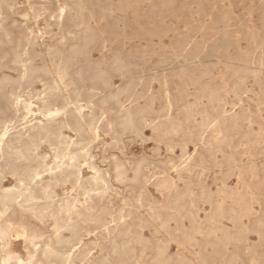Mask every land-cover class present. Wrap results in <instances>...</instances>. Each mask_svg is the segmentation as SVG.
<instances>
[{"label": "rangeland", "instance_id": "1", "mask_svg": "<svg viewBox=\"0 0 264 264\" xmlns=\"http://www.w3.org/2000/svg\"><path fill=\"white\" fill-rule=\"evenodd\" d=\"M60 9H63V11L61 12ZM16 47H18L17 51L19 55L24 59L30 58L31 64L33 65L45 64L50 66L51 62L54 64H61L65 58L69 59V63L66 65L67 73L64 83L59 82L53 69H51V75L45 78L46 84L50 83L51 77L59 84V97L50 107L54 108L62 104V96L71 95V97H73V90L75 89L80 93L78 100L83 107L84 114L89 116L90 113H93L96 117L97 125L95 124V126L97 136L92 138V141L85 147L84 151H86L87 154L84 157H80L77 164L80 165L83 177L92 175L96 170L106 173V178L109 182V188L105 193L107 197L104 194L98 206H105L113 214L117 212V208L118 211L123 208V211L126 212L125 207L127 206V211L130 210L132 212L124 218H127V222L125 220L126 224H132V227H130L131 233L129 232L131 235L125 238L132 239L131 237L136 233L141 232L140 234L145 238V242L148 240L146 245L145 242L139 243L132 241L133 243H131L130 246L133 248L130 247L131 254H129L126 264H145V262L146 264H152V262H154L152 256H154L157 247L164 248L166 253L173 256L174 259H172L169 264H175L177 259H182L184 261L189 259L194 262L196 250L205 258L204 262L201 264H224L225 261L226 264H264V245L262 244L264 243V199H262L264 198V167L260 166H264V155H262L264 154V129L262 130V128H264V88H262L264 86V0H0V76L2 74H7L11 77L17 76L19 68L13 63V50ZM73 47H76L78 52H74ZM114 58L121 61L122 70L114 66ZM125 65L127 67H125ZM91 67H94L100 72L101 77L107 83L106 85H102L99 80L87 77L91 73ZM260 67H262V70ZM79 71L82 72L84 78L79 76ZM258 75H260V77ZM31 80L23 82L18 87L10 84L5 86L4 93L0 96V131L2 130V124H6L7 129L12 131L14 129L17 130L16 128L21 129L26 119H30V122H34L38 119L45 121V118L42 117L37 110V106H41L42 102L36 98L38 96L41 97L43 94V81L37 77ZM124 85L126 86L125 88ZM206 87L209 88L207 89ZM14 90L18 92L21 98L30 99L34 103V115L22 118L20 116L21 112H19L17 113L18 117L13 118L14 108L12 106V101L14 95L12 93ZM114 92L118 94L117 103H115L111 97ZM210 93L211 95H215V98H210ZM70 105L72 106V104ZM144 107L146 109H144ZM125 109H130L133 112V123L137 129L136 131L131 128H121L120 122L124 117ZM251 110L258 115L251 113ZM216 111L218 113H216ZM244 114H247V118H245L247 120L249 119V121L245 120ZM238 115H241L239 116L240 121H238V123L241 124L235 125L231 120L234 116ZM61 118L62 117L59 116V119ZM259 119L262 120L259 121ZM209 121L211 122V126ZM147 122L149 124H147ZM161 122L164 124V127L166 125L165 129ZM245 123H247V125ZM243 125L246 127L243 128ZM218 126L220 131L218 130ZM248 129L254 132V134H257L256 139L260 135V140L256 141L252 133L249 135L250 130ZM245 130H248V133ZM61 133L74 140L79 138L77 132L69 126H63L61 128ZM220 134H227L226 138L220 140L212 139L214 135ZM238 134H240L239 136L242 141L239 139ZM251 136L253 137L252 139ZM186 140L188 142H186ZM207 140H209V142ZM211 140L213 142H211ZM227 140L231 141L226 143ZM234 141L236 143L239 141L237 146ZM185 142L187 144H185ZM194 142H196L195 145ZM251 142L254 143L255 146ZM222 143L224 144L223 146ZM234 143L235 145H233ZM260 144V148L262 149H259V146L256 147V145ZM241 145L244 146L241 147ZM220 146L222 147L220 148ZM211 147L215 148V151H213L214 149L212 150ZM182 148L186 150L183 152ZM257 148L259 150H257ZM253 150H255L254 153ZM260 150H262V152H260ZM36 151L46 156L45 161L47 164H52L54 162L55 159L53 156L51 139H41L37 145ZM223 151H225V153ZM243 151H245V154ZM192 153L194 156L196 155V159L193 155L191 156ZM188 155H190V158ZM199 155L203 156L199 158ZM226 158L229 162L226 161V163H224ZM209 159L211 161H209ZM215 159L217 160L215 161ZM114 160L121 161L129 179L133 177V171L139 166L138 179L117 183L112 177ZM167 160L169 162H167ZM213 161H215V164L212 163ZM187 162H195L196 166L193 167L195 170L180 169ZM249 162L253 163L251 168L248 167ZM145 163L147 164L145 165ZM210 163L215 166L211 167ZM16 164L17 162L12 160L6 165L0 162V188H8L15 183L16 177L11 174V166ZM237 164L238 166H236ZM204 165L206 167H203ZM207 165L212 169L207 167ZM216 165L218 167H216ZM223 165L225 166L223 167ZM232 165L234 167H232ZM239 165L242 166L243 171H239ZM259 166L260 169L257 168ZM92 167L94 170H90ZM162 170H167L168 173H166L167 171L162 172ZM181 171L185 172L180 173ZM255 171L258 174H256ZM253 173L255 174L253 175ZM179 175L183 177L182 180ZM185 175L188 176V180L185 179L187 177ZM225 175L227 176L225 177ZM244 175L246 176L243 177ZM261 175L263 179L260 177ZM163 177L170 178L171 180L173 179L172 181L176 184L175 186L177 189L173 190V193H182L184 191L183 186L186 190H191L189 195L192 194V189L194 192L196 191V194H192L190 197H188L189 195H187V197L185 196L188 199H183L184 197H182L181 200L178 201L180 202L178 204H182V211L180 210L178 213L176 209L168 208L167 210L169 211H167L161 207L164 204H169V201L173 202L174 199L173 197H171L172 200L170 199L167 190L163 191L165 189L162 190L158 188V191V189H155V187L157 188V180ZM258 177L259 179H256ZM46 178L47 176H44V179ZM223 179H226V181ZM191 180H193V182L196 181L195 185H199V183L202 184L201 186H194ZM261 180H263V182H261ZM247 181L250 183V186H248ZM255 182L259 184V187ZM244 183L246 184L244 185ZM253 184L254 186L256 185L257 188L254 187ZM260 184L263 185L261 186ZM112 185L113 187L115 186L114 188H116V191L115 189L113 190ZM117 185L122 186L118 187ZM220 185H222L223 188ZM223 185H227L226 188H229L226 189ZM207 186L208 188H206ZM238 186H241V188ZM202 188L208 192L205 194V197L204 193L200 192L203 191ZM206 189H208V191ZM249 189H251V191ZM141 190H143V192L139 195ZM212 190H214V192ZM242 190L245 195L248 194L247 196H249V198L250 196L251 198L252 196L255 197V199L252 198L251 203L246 196L245 200H247L251 206V213L247 216L243 215L245 217L239 213L242 204L240 205L237 202L238 195L243 196L241 195L243 194ZM255 191H257L256 194ZM56 192L59 197L64 196L66 193L75 195V192L70 190L68 184L64 187H56ZM116 192L118 193L117 195ZM158 192L161 193L159 194ZM199 193H202L203 196ZM229 193L231 196L228 198L226 194L230 195ZM161 194L163 195L162 200ZM198 194L202 199L201 197L197 198L199 197ZM196 195L197 197H195ZM256 195L258 196V202L256 201ZM234 196L237 197L234 198ZM79 197L82 200L81 196ZM135 197H140L143 204L140 205L134 201L133 199ZM194 198L200 201L197 199V201H194ZM154 199L159 200L156 201ZM233 199L234 201L236 199V202L232 201ZM201 200H205L206 202H202ZM210 200L214 201L211 202ZM109 201L110 203L108 204ZM124 201H131L132 207L131 205H125ZM155 201L159 204V208L155 206L157 205ZM219 201L223 203L225 208V216L221 219L220 226L229 231L230 234L234 233L233 236L231 235V239L233 240L230 239V242L222 245L223 247L219 244V246H215L218 248L213 246V249H210L211 247L209 244L205 242H207V240H213L214 235L209 236L205 231L209 227L208 216L212 213L213 207L218 204ZM187 202L190 203V206L187 205ZM119 203H121V205ZM6 208L7 211L4 213L2 219H0L2 225L13 226L22 223L26 226L27 234L33 228H40L42 239L48 237L52 224L50 218L45 217L43 221H37L31 219L27 215H20L17 208L14 206H7ZM230 208L234 209H231V211H235V213L233 212L235 215L229 211ZM134 209L137 212L133 211ZM186 209L187 211H185ZM189 210H191L190 214L192 213L194 215L193 219L195 224L197 222L199 226L196 225L200 227V232L195 233V238L197 237V239L196 242L193 243V246L189 244L187 240L186 243H182L185 240H181L180 238L185 237L179 232L181 228H184L186 231L190 229L188 226L190 223L188 224V222L190 219L192 221V218H190L191 215L189 214ZM226 210L229 211V215ZM156 211L160 212L159 219H165L167 215H170L169 226L171 229L168 226L169 229H165L164 231V228H161L159 225L162 219L160 221L158 218H155L156 220L151 218V214ZM195 211H197L196 215ZM136 213L140 215V218L137 217ZM183 214L187 216L182 217ZM188 214L190 216H188ZM145 216L148 218H145ZM175 216L177 217L175 218ZM233 217H237L236 220H234ZM104 218L108 221V226L110 228L114 227L115 222L111 220L110 215H104ZM182 218H186L188 221ZM140 220L145 222L141 223L139 222ZM174 220L176 222H174ZM150 221L152 225H149ZM236 223L241 224V227L235 225V228L234 224ZM154 224L159 226H155ZM173 225H175L177 229H174L175 232H172V229L175 228ZM243 225L247 227H243ZM84 226L86 229L90 230L89 233H87L84 228L82 230V240L84 242H91V244L88 245V249L91 251L88 253V257L90 258H87V260H80V258L78 259L75 257V261L72 260V264H74V262L75 264H83V262H85V264H89V262L90 264H94L95 261V264L99 263L98 261L102 264V256H108L110 258L111 255H113L110 259H114L115 255L111 254L112 247H110V245H114L113 239L116 236L117 238L115 239L117 243H119L123 237L118 236L117 232L114 230L107 233L103 227L94 228L92 224ZM203 226L206 229H204ZM225 226L228 227L226 228ZM137 227L138 230H136ZM150 228L152 230H150ZM247 228L249 230H247ZM11 233L7 237V240L11 244L9 248L12 246L10 249L13 253L19 254L23 259H26L24 258L27 257V252L25 250L30 247V245H27L22 235L18 237L15 236L14 232ZM237 233H239V241L241 242V238L243 239L242 244H240L236 238L238 236L236 235ZM244 233L245 236H243ZM246 233L248 234L246 235ZM65 234L68 233L65 232ZM240 234L242 235L240 236ZM173 236L179 238L176 237L174 239ZM205 237L208 239H205ZM245 237L248 241L245 240ZM259 239L262 240L260 243ZM22 241L25 242L22 243ZM179 242L183 244V246L178 244ZM96 243L97 245H95ZM137 244L140 245L136 248ZM184 244L187 245L184 247ZM252 244L255 245L254 248H252ZM77 245L79 244H76L75 248ZM198 245L200 248H197ZM240 245L241 247L239 248ZM260 245H262V247H259ZM202 247L203 249H201ZM185 248L187 251H185ZM191 250H193V252ZM232 250L235 251L236 254ZM99 251L100 253H98ZM202 251H204L203 254ZM254 251L257 253L258 257L255 255ZM73 252L76 253L77 250H73ZM104 252L105 254L110 253V255H105ZM224 253L227 254L228 258ZM2 254L3 252L0 251V255ZM230 254L233 255L232 259H229ZM259 254H263V257ZM118 257L116 254L114 259L115 262L113 263V260H111V263L106 261V264L118 263L116 261ZM211 258H214V261ZM257 258H259V260ZM233 259H237V262ZM209 261L211 262L209 263ZM52 264H56V262H52Z\"/></svg>", "mask_w": 264, "mask_h": 264}, {"label": "bare ground", "instance_id": "2", "mask_svg": "<svg viewBox=\"0 0 264 264\" xmlns=\"http://www.w3.org/2000/svg\"><path fill=\"white\" fill-rule=\"evenodd\" d=\"M60 11L62 12L63 9H60ZM91 29V28H90ZM93 42V41H92ZM87 45V44H86ZM45 48V47H44ZM18 47H16L14 50H13V63L15 65L18 66L19 68V71H18V74L17 76L15 77H11L10 75H7V74H2L0 76V96L3 95L4 93V88L6 85L10 84V85H14L16 87L20 86L23 82H26V81H30L31 79H33L34 77H37L39 79H41L43 81V84H44V89H43V94L38 97H36L39 101L42 102V105L41 106H37V110L38 112L41 114L42 117L45 118V121H43L42 119H38L34 122H30V119H24L25 120V123L23 124V127L21 129H18L16 128L17 130H12V131H9L7 129V125L6 124H2V130L0 131V162H2L4 165L8 164L11 160L14 161V162H17L16 165H12L11 166V174L13 176L16 177V181L15 183L11 186V187H8V188H0V219H2V217L4 216V213L7 211V206H14L15 208H17L18 210V213L20 215H27L29 216L31 219H34V220H37V221H43V219L45 217H48L52 220V224H51V228H50V233L48 235V237L46 239H42V232L40 231V228H33L31 229V231L27 234L26 232V226L24 224H16V225H11V226H5L4 224L2 225L0 223V248L3 252L2 255H0V264H52V262H56V264H72V260L75 259V257H77L78 259L80 258V260H87V258H90L88 257V253H90L91 251H89L90 249H88V245L91 244L90 241L88 242H84L82 240V230L83 228L87 231V233L90 232L89 229H86L84 225H87V224H92L93 227H103L107 233H109L110 231L114 230L117 232V235L118 236H121L123 237L121 239V241L119 243H117L116 239L117 236L113 239V243L114 245L112 246V244L110 245L111 248V254H114L116 256L117 254V257L119 255V257L117 258V262L120 263V264H126L127 263V259L129 257V254H131V251H130V245L131 243H133L132 241H135V242H139V243H144L145 242V238L143 237V235H141L140 233H136L133 237H131L132 239H127L125 237H127L128 235L130 236L131 234H129L130 232V227H132L130 224H126L127 222V218H125V216L127 215H130L132 212L130 210L127 211V207H125V211H123V208L120 209L118 211V208H117V212L115 214H113L111 211L108 210V208H106L105 206H98L99 205V202L103 199V196L104 194L106 193V191L108 190L109 188V182H108V179L106 178V173L102 172V171H94V173L88 177H83L82 175V172H81V168H80V165L77 164L78 160L80 157H84L87 152L84 151L85 147L92 141V138L96 137L97 136V130H96V117L93 113H90L89 116L87 117L85 114H84V111H83V107L82 105L79 103V100H78V96L80 95V93L77 91V90H73V97H71V95H66V96H62V104L58 105V106H55L54 108H51L50 106L55 102L57 101L58 99V94H59V84L58 82L51 77V81L50 83H47L45 82V78L49 77L51 75V69H53V72L55 74V76L57 77V79H59V82L61 83H64L65 82V77H66V65L69 63V59L68 58H65L61 64H54L51 62V65L50 66H47L45 64H42V65H33L31 64V59L30 58H27V59H24L22 58L21 55H19L18 53ZM73 51L74 52H78V49L76 47H73ZM261 60V59H260ZM113 64L114 66L117 68V69H121L122 68V63L119 59L117 58H114L113 60ZM261 66V65H260ZM125 67H127L125 65ZM124 67V68H125ZM244 67V66H243ZM264 67V66H263ZM262 67H260L261 69ZM126 69V68H125ZM256 69V68H255ZM122 70V69H121ZM262 70V69H261ZM260 70V71H261ZM124 71V70H123ZM254 71V70H253ZM79 73V76L81 78H84V75L82 74L81 71L78 72ZM256 74V73H255ZM254 74V75H255ZM243 76V75H242ZM260 77V75H258ZM89 77L90 79H95V80H99L101 82L102 85H106V81L101 77V74L100 72L95 69L94 67H91V73L87 76ZM244 77V76H243ZM238 78V77H237ZM255 78V77H254ZM257 78V77H256ZM241 80V78H240ZM243 80V79H242ZM249 80V79H248ZM32 81V80H31ZM264 81V79H263ZM235 82V81H234ZM233 82V83H234ZM241 82V81H240ZM183 83V82H182ZM207 83V82H206ZM242 83V82H241ZM259 83V82H258ZM261 83V82H260ZM264 83V82H263ZM262 83V85H263ZM71 84V82H70ZM246 86V84H245ZM126 86L124 85V88ZM207 89L209 87H206ZM241 88V87H240ZM243 88V87H242ZM245 88V87H244ZM264 88V86L262 87ZM123 89V87H122ZM212 89V88H211ZM16 90V88H15ZM12 93L14 95V99L12 101V106L14 108V116L13 118H17L18 115L17 113L21 112V117L22 118H26L27 116H30V115H34L35 114V111L33 110V102L30 100V99H26V98H21L20 95L18 94L17 91H15ZM235 90V88H234ZM119 91V90H118ZM197 91V90H196ZM208 91V90H207ZM243 91V90H242ZM123 92V91H122ZM128 92V90H127ZM263 92V91H262ZM202 93L204 94V92L202 91ZM218 93V92H217ZM111 94V93H110ZM216 94V93H215ZM117 95L118 94H115V92L113 93V95L111 96L112 99L115 101V103L118 102V98H117ZM120 95V94H119ZM235 95H238V94H235ZM123 96V94H122ZM203 96V95H202ZM209 96V95H208ZM215 95H211L210 93V98H215L214 97ZM32 97V96H31ZM121 97V96H119ZM199 97V96H197ZM206 97V96H205ZM218 97V95H217ZM222 97V96H221ZM209 98V97H207ZM197 99V98H196ZM199 99V98H198ZM90 102V100H89ZM72 104V106L70 105ZM119 104V103H118ZM91 105V104H90ZM195 105V104H194ZM150 106V105H149ZM92 107V106H90ZM128 108V107H127ZM140 108V107H139ZM93 109V108H91ZM144 109H146L144 107ZM122 110V109H121ZM119 110V111H121ZM136 110V109H135ZM138 110V109H137ZM148 111V110H147ZM218 111V109H217ZM216 111V113H218ZM252 111V110H251ZM136 113V112H135ZM210 113V111H209ZM214 113V112H213ZM221 113V112H220ZM240 113V112H238ZM237 113V114H238ZM242 113V111H241ZM246 113V112H244ZM253 113V111L251 112ZM259 113V112H258ZM143 114V113H142ZM189 114V113H188ZM208 114V113H207ZM215 114V113H214ZM213 114V115H214ZM224 114V113H223ZM253 114H256L258 115L257 113H253ZM225 115V114H224ZM245 115V114H244ZM247 115V114H246ZM244 116V118L247 116ZM59 116H61L62 118L59 119ZM139 116V115H138ZM191 116V115H190ZM229 116V114H228ZM233 116V115H232ZM239 116L241 115H238V116H234L232 118V122L233 124H241V123H238L239 120ZM243 116V114H242ZM252 116V115H251ZM254 116V115H253ZM136 117V116H135ZM141 117V116H140ZM143 117V116H142ZM146 117V116H145ZM172 117V116H171ZM210 117V115H209ZM214 117V116H212ZM218 117V116H217ZM216 117V118H217ZM139 118V117H138ZM147 118V117H146ZM145 118V119H146ZM243 118V120H244ZM245 118V120H247ZM256 118V116H255ZM9 119V118H8ZM12 119V118H11ZM21 119V118H20ZM133 112L130 110V109H125V114H124V117L123 119L121 120L120 122V125H121V128L122 129H125V128H131L133 130H137L134 123H133ZM142 119V118H141ZM144 119V118H143ZM211 119V118H210ZM19 120V118H18ZM23 120V119H22ZM173 120V119H172ZM219 120V119H218ZM225 120V119H224ZM251 120V119H250ZM262 120V119H259V121ZM149 121V120H148ZM171 121V120H170ZM221 121V120H220ZM227 121V120H225ZM249 121V119L247 120ZM2 122V120H1ZM140 122V121H139ZM210 122V121H209ZM223 122V121H222ZM243 122V121H242ZM258 122V121H257ZM162 123V122H161ZM165 123V122H164ZM171 123V122H169ZM175 123V122H174ZM228 123V122H226ZM231 123V122H230ZM261 123V122H260ZM147 124H149L147 122ZM152 124V123H151ZM159 124V123H158ZM163 124V123H162ZM161 124V125H162ZM201 124V123H200ZM215 124V123H214ZM247 125V123H245ZM257 124V123H256ZM255 124V125H256ZM264 124V122H263ZM54 125V126H52ZM97 125V124H96ZM168 125V124H167ZM219 125V124H218ZM229 125V124H228ZM231 125V124H230ZM234 125V127H235ZM63 126H69L71 127L72 129H74L79 138L74 140L66 135H63L61 133V128ZM175 126V125H173ZM181 126V125H180ZM179 126V127H180ZM194 126V125H193ZM210 126H211V122H210ZM220 126V125H219ZM219 126H218V130H219ZM244 126V125H243ZM261 126V125H259ZM109 127V126H108ZM145 127V126H144ZM162 127V126H161ZM166 127V125H165ZM164 127V124H163V128L165 129ZM214 127V126H213ZM225 127V126H224ZM229 127V126H228ZM227 127V128H228ZM241 127V126H239ZM246 126H244L243 128H245ZM248 127V126H247ZM139 128V127H138ZM162 128V129H163ZM172 128V127H171ZM236 128V127H235ZM238 128V127H237ZM251 128V127H250ZM258 128V127H257ZM167 129V128H166ZM178 129V127H177ZM176 129V130H177ZM180 129V128H179ZM192 129V128H191ZM239 129V128H238ZM247 129V128H246ZM259 129V128H258ZM264 128H262L263 130ZM161 130V129H160ZM193 130V129H192ZM217 130V131H218ZM242 130V129H241ZM250 130V129H248ZM248 130H245L247 133H248ZM195 131V130H194ZM205 131V130H204ZM220 131V130H219ZM222 131V130H221ZM258 131V130H257ZM109 132V131H108ZM178 132V131H177ZM190 132L192 133V131L190 130ZM223 132V131H222ZM124 133V132H123ZM143 133V132H142ZM187 133V132H186ZM233 133V132H232ZM242 133V132H241ZM250 133H252L254 136H255V140L256 141H259L261 136L259 135L256 139V136L257 134H254V132H249V135ZM256 133V131H255ZM162 134V133H160ZM169 134V133H168ZM173 134V133H172ZM170 134V135H172ZM179 134V132H178ZM194 134V133H193ZM198 134V132H197ZM201 134V133H200ZM213 134V133H212ZM246 134V133H245ZM141 135V134H140ZM163 135V134H162ZM177 135V134H175ZM226 135L227 134H220V135H214L212 137L213 140H220V139H225L226 138ZM240 134H238L239 136ZM212 136V135H211ZM248 136V135H247ZM120 137V136H119ZM159 137V136H158ZM197 137V136H196ZM209 137V136H208ZM234 137V135H233ZM98 138V137H97ZM95 138V139H97ZM164 138V137H162ZM199 138V137H198ZM197 138V139H198ZM253 137L251 136V139ZM41 139H51V146H52V151H53V156H54V162L52 164H47L46 161H45V157L44 155H41L39 154V150L38 152L36 151L37 149V145L39 143V141ZM160 139V138H159ZM205 139V138H204ZM229 139H232V138H229ZM239 139H240V136H239ZM245 139V137H244ZM120 140V139H119ZM158 140V139H157ZM161 140V139H160ZM164 140V139H162ZM167 140V139H166ZM206 140V139H205ZM233 140V139H232ZM241 140V139H240ZM182 141V140H181ZM190 141V140H189ZM194 141V140H193ZM209 142V140H207ZM228 141H231V140H227L226 143H228ZM242 141V140H241ZM240 141V142H241ZM246 141V140H245ZM248 141V139H247ZM254 141V140H253ZM264 141V140H263ZM162 142V141H161ZM186 142H188L186 140ZM185 142V144H187ZM211 142H213L211 140ZM216 142V141H215ZM222 142V141H221ZM235 142V141H234ZM239 141H237L238 143ZM166 143V142H164ZM196 142H194V145H195ZM233 143V142H232ZM236 143V142H235ZM235 143L233 145H235ZM237 143H236V146H237ZM247 143V142H246ZM252 143V142H251ZM176 144V143H175ZM183 144V142H182ZM207 144V143H206ZM210 144V143H209ZM213 144V143H211ZM218 144V143H217ZM244 144V143H243ZM254 145V143H252ZM171 145V144H170ZM180 145V144H179ZM197 145V144H196ZM208 145V144H207ZM224 144L222 143V146ZM232 145V146H233ZM264 145V144H263ZM185 146V145H184ZM219 146V145H218ZM220 146V148L222 147ZM226 146V144H225ZM229 146V145H228ZM244 146V145H241V147ZM255 146V145H254ZM259 146V149H262L260 148L261 144L260 145H256V147ZM170 147V146H169ZM172 147V146H171ZM196 147V146H194ZM240 147V149H241ZM247 147V146H245ZM255 147V148H256ZM208 148V147H207ZM210 148V146H209ZM213 151H215V148L211 147ZM232 148V147H231ZM229 148V149H231ZM234 148V147H233ZM238 148V147H237ZM251 148V147H250ZM253 148V147H252ZM183 149V148H182ZM228 149V148H226ZM243 149V148H242ZM257 148V150H259ZM186 150V149H185ZM183 149V152L185 151ZM207 150V149H206ZM219 150V148H218ZM236 150V149H235ZM197 151V150H196ZM208 151V150H207ZM237 151V150H236ZM255 150H253V153H254ZM41 152V151H40ZM190 152V151H189ZM225 153V151H223ZM231 152V151H230ZM245 151H243L244 153ZM257 152V151H256ZM260 152H262V150H260ZM208 153V152H207ZM228 154H230L229 152H227ZM242 153V152H240ZM249 153V152H248ZM196 154V153H195ZM205 154V153H204ZM209 154H210V151H209ZM215 154V152H214ZM227 154V155H228ZM236 154V153H235ZM245 154V153H244ZM193 155V153L191 154V156ZM233 155V153H232ZM237 155V154H236ZM264 155V154H262ZM189 158H190V155H188ZM196 156V155H195ZM195 156L193 155V157L195 158ZM203 156V155H201ZM201 156L199 155V158H201ZM207 156V155H206ZM213 156V155H212ZM229 156V155H228ZM241 156V155H240ZM250 156V155H249ZM261 156V155H260ZM169 157V156H168ZM198 157V156H197ZM208 157V156H207ZM214 157V156H213ZM264 157V156H263ZM143 158V157H142ZM188 158V160H189ZM210 158V157H208ZM225 158V157H224ZM241 158V157H240ZM246 158V157H245ZM254 158V157H253ZM259 158V157H258ZM261 158V157H260ZM170 159V157H169ZM168 159V160H169ZM196 159V158H195ZM204 159V158H203ZM214 159V158H213ZM229 159V158H228ZM243 159V158H242ZM167 160V162H169ZM199 160V159H197ZM205 160V159H204ZM217 159H215L216 161ZM223 160V159H222ZM221 160V161H222ZM240 160V159H238ZM245 160V159H244ZM148 161V160H147ZM173 161V160H172ZM195 161V160H194ZM209 161H211L209 159ZM215 161H213L212 163L215 164ZM226 161L229 162V160H227V158L225 159V162ZM237 161V160H236ZM255 161V160H254ZM193 162V161H192ZM197 162V161H196ZM203 162V161H202ZM201 162V163H202ZM218 162L220 163V161L218 160ZM223 162V161H222ZM227 162V163H228ZM232 162V160H231ZM235 162V161H233ZM253 162V161H252ZM252 162H249L248 163V167L251 168L252 166ZM262 162V160H261ZM148 163V162H147ZM145 163V165L147 164ZM174 163V161H173ZM199 163V162H198ZM197 163V164H198ZM205 163V162H203ZM245 163V162H244ZM83 164V163H82ZM170 164V163H169ZM172 164V163H171ZM176 164V163H175ZM217 164V163H216ZM246 164V163H245ZM244 164V165H245ZM262 164V163H261ZM200 165V164H199ZM211 165V163H210ZM219 165V164H218ZM222 165V164H221ZM228 165V164H227ZM231 165V163H230ZM256 165V164H255ZM196 166V163H191V162H187L185 163L180 169H187V170H195L193 167ZM213 165H211L212 167ZM215 166V165H214ZM213 166V167H214ZM225 165H223L224 167ZM238 166V164L236 165ZM262 167H264L263 165H260ZM260 166L257 167L260 169ZM198 167V166H197ZM203 167H206L205 165ZM207 167H209L207 165ZM216 167H218L216 165ZM221 167V166H220ZM222 167V168H223ZM232 167H234L232 165ZM231 167V169H232ZM144 168V167H143ZM162 168V167H161ZM165 168V167H164ZM202 168V167H201ZM210 168V167H209ZM167 169V168H166ZM176 169V168H175ZM198 169V168H196ZM205 169V168H203ZM212 169V168H210ZM230 169V170H231ZM258 169V170H259ZM262 169V168H261ZM90 170H94L93 167L92 169ZM164 170V169H163ZM162 172H165L163 171ZM234 170V169H233ZM232 170V171H233ZM237 170V169H236ZM264 170V169H263ZM138 171H139V166L136 167V169L133 171V177L132 178H128V176L126 175V171L123 167V164L121 163V161L119 162L118 160H114V165H113V171H112V177L114 178L115 181L120 182V183H123L125 182L126 180H137L138 179ZM198 171V170H197ZM205 171V170H204ZM229 171V170H227ZM239 171H243V168L242 166L239 165ZM250 171V170H249ZM254 171V170H253ZM261 171V170H260ZM178 172V171H177ZM175 172V173H177ZM185 171H181L180 173H183ZM225 172V171H224ZM248 172V171H247ZM246 172V174H247ZM256 172V171H255ZM168 173V171L166 172ZM187 173V172H186ZM191 173V172H190ZM222 173V172H221ZM236 173V171H235ZM233 173V174H235ZM242 173V172H241ZM263 173V172H262ZM179 174V172H178ZM195 174V173H194ZM197 174V173H196ZM231 174V172H230ZM232 174V175H233ZM243 174V173H242ZM249 174V173H248ZM252 174V173H251ZM255 173H253L254 175ZM256 174H258L256 172ZM163 175V173H162ZM189 175V174H188ZM224 175V174H223ZM222 175V176H223ZM240 175V174H239ZM44 176H47L46 179H44ZM158 176V175H157ZM161 176V175H160ZM164 176H165V173H164ZM180 176V175H179ZM187 176V175H185ZM184 176V178H185ZM227 175H225L226 177ZM238 176V175H237ZM246 175H244L243 177H245ZM259 176V175H258ZM156 177V176H155ZM170 177V176H169ZM181 177V176H180ZM250 177V176H249ZM252 177V176H251ZM262 177V175L260 176ZM177 178V177H176ZM183 177H181V180H182ZM188 176L185 178L187 179ZM224 178V177H223ZM247 178V177H246ZM13 179V177H12ZM158 179V177H157ZM156 179V180H157ZM175 179V177H174ZM193 179V178H191ZM222 179V178H220ZM240 179V178H239ZM256 179H259L256 178ZM261 179V178H260ZM263 179V177H262ZM15 180V179H14ZM173 180V179H172ZM170 178H167V177H163L159 180H157V188L155 187V189H165L163 191H168V195L170 196V199L172 200L171 197H173V202L169 201V204L167 205H162L161 207L164 208L165 210H167L168 208H173V209H176L177 213L180 212V210L182 209V204H178L180 202H178L179 200H181L182 197H184L183 199H185L187 197V195H189V192L191 193V190L188 191L186 190V188H184L183 186V189L184 191L182 193H173L172 191L173 190H177L176 189V184L173 183ZM176 180V179H175ZM178 180V179H177ZM188 180V179H187ZM224 180V179H223ZM238 180V179H237ZM10 181V180H9ZM113 181V182H115ZM185 181V180H184ZM183 181V182H184ZM192 182L191 183H194V186H201V184L199 183V185H195L196 184V181L193 182V180H191ZM226 181V179L224 180ZM244 181V180H243ZM246 181V180H245ZM258 181V180H257ZM189 182H190V176H189ZM223 182V181H222ZM240 182V181H239ZM248 182V181H247ZM261 182H263V180H261ZM178 183V182H176ZM190 183V184H191ZM256 184H258L257 182H255ZM69 185L70 186V190L75 192V195L73 194H70V193H66L64 196H61L59 197L57 195V192H56V187H64L65 185ZM188 184V183H187ZM189 184V185H190ZM246 183H244L245 185ZM250 183L248 182V186ZM264 184V182H263ZM262 184V185H263ZM123 185V184H122ZM121 185V186H122ZM185 185V184H184ZM188 185V186H189ZM261 185V184H260ZM261 185V186H262ZM118 186V185H117ZM116 186V187H117ZM121 186H118V187H121ZM124 186V185H123ZM179 186V185H178ZM187 186V185H185ZM203 186H204V183H203ZM206 186V185H205ZM222 187V185H220ZM224 188L227 187V185H223ZM254 186V184H253ZM261 186H260V190H261ZM113 187V185H112ZM115 187V186H114ZM113 187V190L115 189L116 191V188ZM215 187V186H214ZM239 187V186H238ZM246 188H248L247 186H245ZM254 187L257 188V186L255 185ZM258 187H259V184H258ZM264 187V185H263ZM208 188V186L206 187ZM220 188V187H219ZM223 188V187H222ZM229 188V187H228ZM226 188V189H228ZM234 188V187H233ZM241 188V186L239 187ZM238 188V189H239ZM252 188V187H251ZM158 189V191H159ZM191 189V188H189ZM199 189V187H198ZM112 190V191H113ZM161 190V191H162ZM181 190V189H180ZM179 190V191H180ZM186 190V191H185ZM201 190V189H200ZM203 190V188H202ZM208 191V189H206ZM217 190V188H216ZM241 190V189H240ZM238 190V191H240ZM244 190V189H243ZM242 190V192H243ZM251 191V189H249ZM257 190V189H256ZM259 190V189H258ZM162 191V193H163ZM205 189L203 191H200V192H203L204 193V197H205V194H207L208 192H204ZM214 192V190H212ZM219 191V190H218ZM217 191V192H218ZM223 191V190H222ZM249 191V192H250ZM254 191V190H253ZM263 191V190H262ZM143 190L140 191L139 195L142 194ZM193 189H192V194H196V191L193 193ZM224 192V191H223ZM230 192V191H229ZM257 191H255V194H256ZM115 193V192H114ZM159 193V192H158ZM161 193V192H160ZM159 193V194H160ZM165 193V192H164ZM221 193V192H220ZM225 193V192H224ZM236 193V191H235ZM261 193V192H260ZM264 193V192H263ZM118 193L116 192V195ZM191 194V195H192ZM199 194H202V193H199ZM198 194V195H199ZM211 194V192H210ZM215 194V193H214ZM218 194V193H217ZM230 194V193H229ZM240 194V193H239ZM254 194V193H253ZM254 194V196H255ZM162 195V194H161ZM166 195V194H165ZM191 195H189L188 197H190ZM236 195V194H235ZM243 196H240L238 195V199H237V202L242 206H241V209L239 210V213L243 216V215H248L251 213V206L249 205L248 201L245 200L246 199V196L248 195H245V193L243 192V194H241ZM82 198V200L80 199V197ZM106 196V194H105ZM168 196V197H169ZM186 196V197H185ZM203 196V194H202ZM210 196V195H209ZM216 196V195H215ZM223 196V195H222ZM226 196H231L230 195H227ZM233 196V195H232ZM261 196V195H259ZM107 197V196H106ZM105 197V198H106ZM167 197V198H168ZM197 197V195L195 196ZM201 196L199 195V197L197 198H200ZM224 197H225V194H224ZM237 196H234V198H236ZM257 195H256V199H257ZM163 198V195L161 197V200ZM193 198V197H192ZM196 198V199H197ZM218 198V197H217ZM231 198V197H230ZM247 198H249V196H247ZM251 198V196H250ZM249 200L251 201L252 198L255 199V197L252 196V198ZM122 199V198H121ZM128 199V198H126ZM169 199V198H168ZM182 199V201H183ZM188 199V198H186ZM195 199V198H194ZM193 199V200H194ZM194 200V201H197V200ZM202 199V197H201ZM216 199V198H215ZM227 199V198H225ZM253 199V200H254ZM264 199V198H262ZM108 200V199H107ZM134 201H136L137 203H139L140 205L143 204L142 200L140 199V197H135L133 199ZM156 200V199H154ZM159 200V199H157ZM156 200V201H157ZM164 200V199H163ZM155 201V202H156ZM168 201V200H167ZM165 201V202H167ZM181 201V202H182ZM188 201V200H187ZM192 201V200H191ZM193 201V202H194ZM200 201V200H198ZM202 201V200H201ZM204 202H206L205 200H203ZM202 201V202H203ZM211 201V200H210ZM214 201V200H212ZM211 201V202H212ZM234 201V199L232 200ZM258 202V199L256 200ZM121 202V201H120ZM153 202V201H152ZM190 202V200H189ZM236 202V199L235 201ZM110 203V201L108 202V204ZM112 203V202H111ZM157 203V202H156ZM156 203H153V204H156ZM185 203V202H184ZM252 203V201H251ZM121 205V203H119ZM124 204L125 205H131V201H124ZM152 204V207L154 208ZM211 204V203H210ZM111 205V204H110ZM135 205V204H134ZM133 205V206H134ZM139 205V207H140ZM159 204L157 203V206L158 208L160 206H158ZM181 205V206H180ZM187 205L190 206V203L187 202ZM264 205V204H263ZM114 206V205H113ZM196 206V205H195ZM213 206V205H212ZM117 207V206H116ZM132 207V205H131ZM155 207V208H157ZM193 208H195L194 206H192ZM191 207V208H192ZM210 207V206H209ZM226 207V206H225ZM228 207V206H227ZM236 207V206H235ZM121 208V206H120ZM130 208V207H129ZM146 208V207H145ZM147 208H148V205H147ZM146 208V209H147ZM197 208V206H196ZM214 208V209H213ZM213 211L212 213L208 216V224H209V227L207 228V230L205 231V233L209 236L211 235H214V239L212 240H207V242H205L206 244H209V247L210 249H213V246H219V244L222 246V245H225L227 242H230L229 240L232 238L233 234L229 233V231H227L225 228H223L222 226H220V223H221V219L225 216V208H224V205L222 202L219 201L218 204H216L214 207H213ZM239 208V206H238ZM253 208V207H252ZM98 209V210H97ZM113 209V208H112ZM132 209V208H130ZM138 209V208H137ZM172 209V210H173ZM231 209L233 208H230L229 211H231ZM97 210V211H96ZM163 210V209H162ZM209 210V209H208ZM234 210V209H233ZM236 210V209H235ZM135 212H137L135 209L133 210ZM148 211V210H147ZM169 211V210H167ZM182 211V210H181ZM187 211V209L185 210ZM190 211L189 210V214H190ZM200 211V210H199ZM227 211V210H226ZM229 211L228 212V215H229ZM238 211V210H237ZM254 211V210H253ZM151 212V211H150ZM206 212V211H205ZM232 212V211H231ZM235 213V211H233ZM232 212V214H234ZM166 213V212H165ZM174 213V212H173ZM176 213V212H175ZM197 211H195V215H196ZM237 213V212H236ZM256 213V212H255ZM254 213V214H255ZM188 214V216H190V218H192V221L190 219V221L188 222V224L190 223L189 226V231H186L184 228V230L181 228L179 229L180 233L185 237V238H180L181 240H185L184 242L182 243H186V240L189 244H192L193 246V243L196 242V239L197 237L195 238V233L197 232H200V227H198L199 225H196L195 224V221L193 219V214L191 213L190 215ZM238 214V213H237ZM236 214V215H237ZM104 215H110L111 216V220H114L115 222V225L114 227H109L108 226V221L104 218ZM137 215V213H136ZM148 215V214H147ZM146 215V216H147ZM150 215V214H149ZM177 215V214H176ZM180 215V214H179ZM203 215V214H202ZM235 215V214H234ZM233 215V216H234ZM253 215V214H252ZM140 215H137V217H139ZM145 218H148L146 217ZM160 216V212L159 211H156V212H153L151 214V218L156 220L155 218H158ZM162 216V215H161ZM186 217L187 215H184L182 217ZM136 217V218H137ZM169 217L170 215H167V217L165 219L161 218L158 220L161 221V223L159 224L161 228H164L163 230L165 231V229H171V227L169 226ZM174 217V216H173ZM177 216H175L176 218ZM199 217V216H197ZM238 217L240 218V216L238 215ZM245 217V216H243ZM130 218V217H129ZM140 218V217H139ZM142 218V217H141ZM230 218V217H229ZM234 218V217H233ZM237 218V217H236ZM236 218H234V220H236ZM238 218V219H239ZM257 218V217H255ZM260 218V217H259ZM182 219H186V218H182ZM199 219V218H197ZM201 219V218H200ZM238 219H237V222H238ZM263 219V218H262ZM126 220V222H125ZM131 220V219H130ZM129 220V221H130ZM137 220V219H136ZM153 220V221H154ZM171 220V219H170ZM177 220V219H176ZM188 221V219H186ZM226 220V219H224ZM240 220V219H239ZM138 221V220H137ZM159 221V222H160ZM179 221V220H177ZM194 221V222H193ZM232 221V220H231ZM241 221V220H240ZM261 221V220H259ZM113 222V221H112ZM113 222V223H114ZM131 222V221H130ZM139 222H143V221H139ZM145 222V221H144ZM143 222V223H144ZM155 222V221H154ZM158 222V221H157ZM174 222H176L174 220ZM182 222V220H181ZM192 222V223H191ZM202 222V220H201ZM205 222V220H204ZM263 222V221H262ZM133 223V222H132ZM147 223V221H146ZM179 223V222H178ZM203 223V222H202ZM223 223V222H222ZM241 223V222H240ZM252 223V222H251ZM250 223V224H251ZM254 223V222H253ZM6 224V223H5ZM10 224V223H9ZM13 224V223H12ZM175 224V223H174ZM243 224V223H242ZM246 224V223H245ZM140 225V224H139ZM149 225H152L151 224V221H150V224ZM155 225V224H154ZM159 225H155V226H159ZM176 225V224H175ZM173 225V227L175 226ZM225 225V223H224ZM235 225H238L240 226L241 224H234V227ZM264 225V223H263ZM154 226V227H155ZM169 226V228H168ZM181 226V225H179ZM183 226V224H182ZM206 226V225H205ZM246 225H243V227H245ZM250 226V225H249ZM257 226H258V223H257ZM256 226V227H257ZM144 227V226H143ZM150 227V226H149ZM148 227V228H149ZM226 228L228 226H225ZM232 227V228H234ZM241 227V226H240ZM247 227V226H246ZM252 227V226H251ZM250 227V229H251ZM102 228V229H103ZM147 228V227H146ZM188 228V227H187ZM204 228V226H203ZM236 228V227H235ZM249 228V227H248ZM247 228V230H249ZM176 229V226L175 228L172 229V232H175ZM206 229V228H204ZM203 229V230H204ZM238 229V228H237ZM262 229V228H261ZM138 230V227L137 229ZM150 230H152L150 228ZM162 230V231H163ZM243 230V229H242ZM240 230V231H242ZM252 231V229H251ZM11 232H14L15 236H18L19 235H22L27 243V245H30V247H28L25 251L27 252V257H24L26 259H23L22 256H20L19 254H16V253H13L12 250L9 248V245L10 242L7 240L8 236L10 235ZM65 232H67L68 234H65ZM93 233H95L94 231H92ZM134 232V231H133ZM139 232V231H138ZM167 232V231H166ZM170 232V231H169ZM239 232V231H238ZM131 233V232H130ZM161 233V232H160ZM164 233V232H163ZM162 233V234H163ZM178 233V234H180ZM249 233V232H248ZM246 233V235L248 234ZM253 233V232H252ZM12 234V233H11ZM166 234V233H165ZM168 234V233H167ZM180 234V236H182ZM204 234V233H202ZM243 234V233H242ZM240 234V236L242 235ZM100 235V233H99ZM111 235V234H110ZM145 235V234H144ZM173 235V234H171ZM232 235V236H231ZM236 235H238L236 237ZM235 235V237L237 238V240L239 241L238 237H239V233H237ZM98 236V235H97ZM102 236V235H101ZM152 236V235H151ZM169 236V235H168ZM197 236V235H196ZM203 236V235H202ZM245 236V233L244 235ZM242 236V237H243ZM87 237V236H86ZM103 237V236H102ZM101 237V238H102ZM107 237V236H106ZM146 237V236H145ZM174 237V236H173ZM177 237V236H176ZM174 237V239L176 238ZM201 237V236H200ZM259 237V236H258ZM104 238V237H103ZM171 238V237H170ZM179 238V237H177ZM10 239V238H9ZM23 239V240H24ZM158 239V238H157ZM161 239V238H160ZM167 239V238H166ZM201 239V238H200ZM204 239V238H202ZM205 239H208L207 237H205ZM204 239V240H205ZM106 240V239H105ZM110 240V239H109ZM170 240V239H169ZM172 240V239H171ZM233 240V239H231ZM236 240V239H235ZM236 240V241H237ZM242 238H241V242L240 244H242ZM245 240H247V238L245 237ZM25 241H22L25 242ZM102 241V239H101ZM235 241V242H236ZM262 240L259 239V243L261 242ZM12 242V241H11ZM40 242V243H38ZM107 242H108V239H107ZM148 242V240L145 242V245L146 243ZM165 242V241H164ZM167 242V241H166ZM171 242V241H170ZM175 242V241H174ZM198 242V241H197ZM245 242V241H244ZM257 242V241H256ZM38 243V244H37ZM250 243V241H249ZM253 243V242H252ZM25 244V243H24ZM76 244H79L77 245V247L75 248ZM104 244V243H103ZM135 244V243H134ZM176 244V242H175ZM180 244V242L178 243ZM238 244V242H237ZM246 244V243H245ZM264 245V243H262ZM26 245V246H27ZM97 245V243L95 244ZM99 245V244H98ZM138 245L140 244H137L136 248L138 247ZM165 245V244H164ZM183 246V244H180ZM187 244H184V247L186 246ZM202 245V244H201ZM227 245H231V244H227ZM249 245V244H248ZM253 245V244H252ZM24 246V245H23ZM101 246V245H100ZM178 246V245H177ZM237 246V245H235ZM255 245L252 246V248H254ZM102 247V246H101ZM142 247V246H141ZM188 247V246H187ZM204 247V245H203ZM203 247L201 249H203ZM223 247V246H222ZM241 247V245L239 246V248ZM247 247V246H246ZM259 247H262V245H260ZM90 248V247H89ZM92 248V247H91ZM133 248V247H131ZM135 248V247H134ZM166 248V247H165ZM197 248H200L199 245ZM205 248V247H204ZM215 248H218V247H215ZM236 248V247H234ZM13 249V248H12ZM105 249V248H104ZM155 249V247H154ZM167 249V248H166ZM179 249V248H178ZM186 249V248H185ZM199 249V250H201ZM232 249V247H231ZM73 250H77L76 253L73 252ZM136 250V249H134ZM216 250V249H215ZM241 250V249H240ZM141 251V249H140ZM145 251V249H144ZM187 251V249L185 250ZM193 252V250H191ZM190 251V252H191ZM221 251V250H219ZM233 251V250H232ZM257 251V250H256ZM19 252V251H18ZM108 252V251H107ZM106 252V253H107ZM110 252V251H109ZM191 252V253H192ZM210 252V251H209ZM218 252V251H217ZM216 252V253H217ZM231 252V250H230ZM235 254L236 252L233 251ZM20 253V252H19ZM100 253V251L98 252ZM204 253V251H202V254ZM242 253V252H241ZM255 253V251H254ZM263 253V252H262ZM105 254V252H104ZM108 255H110V253H107ZM105 254V255H107ZM140 254V253H139ZM142 254V253H141ZM179 254V253H178ZM219 254V252H218ZM225 254V253H224ZM223 254V255H224ZM232 254V253H231ZM230 254V257L229 259H232L233 258V255ZM23 255V254H22ZM25 255V254H24ZM91 255V254H90ZM101 255V254H100ZM193 255V254H192ZM241 255V254H240ZM247 255V254H246ZM255 255L257 256V253H255ZM260 255V254H259ZM262 257H263V254H261ZM260 255V256H261ZM93 256V255H92ZM95 256V255H94ZM98 256V255H97ZM102 256V255H101ZM100 256V258H101ZM113 255H111L110 258H112ZM115 256H114V259H115ZM141 256V255H140ZM185 256V255H184ZM191 256V255H190ZM205 256V254H204ZM207 256H208V253H207ZM214 256V255H213ZM218 256V255H217ZM216 256V257H217ZM225 256H227V254H225ZM244 256V255H243ZM255 256V257H256ZM102 256V264H106V261H108L109 263H111L113 260V263L115 262L114 259H110L108 256L104 257ZM131 257V256H130ZM133 257H134V254H133ZM132 257V258H133ZM153 257V261L152 264H169V262L174 259L173 256L169 255L168 253H166V250L162 247H157L156 251H155V254ZM210 257V256H209ZM208 257V259H209ZM224 257V256H223ZM251 257V256H250ZM258 257V256H257ZM94 258V257H93ZM97 258V257H96ZM99 258V259H100ZM138 258V257H137ZM145 258V257H144ZM226 258V257H225ZM228 258V256H227ZM237 258V257H236ZM241 258V257H240ZM77 259V260H78ZM194 259L195 261H191V260H187V261H184L182 259H177L176 260V263L175 264H201L204 262V257L201 255L200 252H197V250L195 251V255H194ZM212 259V258H211ZM214 259V258H213ZM212 259V260H213ZM222 259V258H220ZM259 260V258H257ZM257 259H256V262H257ZM92 260V259H91ZM97 260V259H95ZM136 260V259H134ZM216 260V259H215ZM234 260V259H233ZM237 260V259H236ZM236 260H234L235 262H237ZM261 260V258H260ZM263 260V259H262ZM75 261V260H74ZM145 261V260H144ZM143 261V262H144ZM150 261V260H149ZM214 261V260H213ZM228 261V260H227ZM254 261V260H253ZM79 262V261H77ZM94 262V260H93ZM92 262V263H93ZM99 263L97 264H100V261H98ZM135 262V261H134ZM137 262V261H136ZM207 262V261H206ZM211 261H209L210 263ZM222 262V261H221ZM241 262V261H240ZM252 262V261H251ZM81 263V262H80ZM88 263V262H87ZM96 263V261L94 262V264ZM116 263V264H118ZM249 263V261H248ZM255 263V262H254ZM259 263V262H258ZM75 264V262H74ZM83 264H85V262H83ZM90 264V262H89ZM108 264V263H107ZM146 264V262H145ZM207 264V263H206ZM222 264V263H221ZM226 264V261L225 263ZM228 264V263H227Z\"/></svg>", "mask_w": 264, "mask_h": 264}]
</instances>
